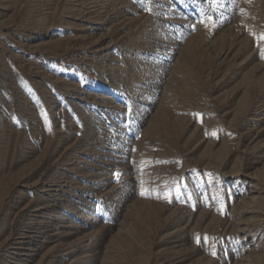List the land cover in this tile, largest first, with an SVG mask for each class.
<instances>
[{"label": "rangeland", "instance_id": "374dc122", "mask_svg": "<svg viewBox=\"0 0 264 264\" xmlns=\"http://www.w3.org/2000/svg\"><path fill=\"white\" fill-rule=\"evenodd\" d=\"M0 264H264V0H0Z\"/></svg>", "mask_w": 264, "mask_h": 264}, {"label": "snow or ice", "instance_id": "6c2138e0", "mask_svg": "<svg viewBox=\"0 0 264 264\" xmlns=\"http://www.w3.org/2000/svg\"><path fill=\"white\" fill-rule=\"evenodd\" d=\"M208 20H209V22H212V23H214V21L212 20V18H207ZM202 23H203V21H201ZM142 195H143V193H142Z\"/></svg>", "mask_w": 264, "mask_h": 264}]
</instances>
